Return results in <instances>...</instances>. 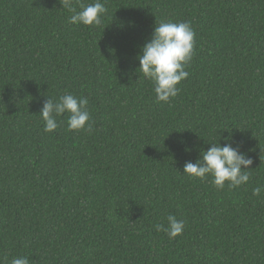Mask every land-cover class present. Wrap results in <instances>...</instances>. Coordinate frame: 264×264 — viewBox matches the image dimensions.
I'll use <instances>...</instances> for the list:
<instances>
[{"label":"trees","instance_id":"1","mask_svg":"<svg viewBox=\"0 0 264 264\" xmlns=\"http://www.w3.org/2000/svg\"><path fill=\"white\" fill-rule=\"evenodd\" d=\"M101 2L85 26L60 0H0V262L264 264V0ZM161 21L196 33L167 103L136 71ZM65 92L89 100L91 132L67 113L44 131L45 100ZM225 137L253 159L247 184L183 173ZM169 214L175 238L156 228Z\"/></svg>","mask_w":264,"mask_h":264},{"label":"clouds","instance_id":"2","mask_svg":"<svg viewBox=\"0 0 264 264\" xmlns=\"http://www.w3.org/2000/svg\"><path fill=\"white\" fill-rule=\"evenodd\" d=\"M63 9L74 14L70 16L69 23L85 26H100L102 17L107 12L101 0L94 3L81 4L80 11H76L72 0H60ZM196 33L191 22L161 21L156 24L153 34L141 48L137 59L140 75L150 79L154 85L156 101L169 102L175 98L180 88L178 85L188 78L190 73L186 67L192 60L195 49ZM89 100L85 97H76L70 92L57 99L45 100L39 113L45 122L44 131L54 132L63 123L59 118L68 114L67 126L69 130L92 131L91 113L88 108ZM225 145L211 143V147L201 152V158L195 163L189 161L184 165L183 173L199 179L212 177V184L223 189L226 185L236 188L247 184L250 180V171L253 159L233 147L230 137ZM264 192V185L253 189V194L259 196ZM167 226L156 225L158 231H164L170 238L182 234L185 224L177 220L174 215L167 216ZM7 261V258H4ZM4 264V262H0ZM10 264H29L24 256L12 258Z\"/></svg>","mask_w":264,"mask_h":264}]
</instances>
